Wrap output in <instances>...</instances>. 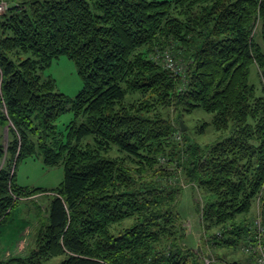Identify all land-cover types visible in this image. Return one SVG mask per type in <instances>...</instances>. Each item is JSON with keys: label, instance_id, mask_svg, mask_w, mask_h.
<instances>
[{"label": "trees", "instance_id": "1", "mask_svg": "<svg viewBox=\"0 0 264 264\" xmlns=\"http://www.w3.org/2000/svg\"><path fill=\"white\" fill-rule=\"evenodd\" d=\"M62 56L84 82L74 98L43 76ZM168 58L183 71L166 67ZM253 66L264 83V0L11 7L0 16V129L10 132L8 148L0 143V233L20 198L56 195L33 249L0 264H257L256 255L227 253L256 243L252 213L264 202V91L251 82ZM196 109L214 114L222 135L213 145L181 130ZM32 158L64 166L63 182L19 184V165ZM182 178L202 194L207 255L184 245ZM261 212L264 226V204Z\"/></svg>", "mask_w": 264, "mask_h": 264}, {"label": "rangeland", "instance_id": "2", "mask_svg": "<svg viewBox=\"0 0 264 264\" xmlns=\"http://www.w3.org/2000/svg\"><path fill=\"white\" fill-rule=\"evenodd\" d=\"M8 10L21 3L23 0H7ZM0 15V16H2ZM260 25L256 27L255 33L258 35ZM259 41L261 39L258 37ZM175 62L179 67L183 63ZM166 66V65H165ZM44 77L52 76L57 83V90L74 98L84 87V82L78 72V68L73 60L67 56H62L55 60L53 65L43 72ZM251 82L256 86L257 93L260 95L264 91V83L260 77L259 69L256 66L251 70ZM214 114L196 109L192 113H185L183 122L186 126L185 136L194 143L202 147H207L216 143L221 137L213 124ZM74 119V114L68 112L61 117L58 122L59 129L64 131L66 126ZM232 128L228 132V135ZM10 132L6 127L0 129V143L5 149L9 146ZM177 138L181 139L178 135ZM183 138V136H182ZM4 164V163H2ZM18 183L28 188H46L52 190L58 187L65 178L64 166L47 167L40 158H32L23 161L18 168ZM182 178V193L178 198V211L182 217L183 234L185 235L184 245L204 252L205 255L210 251L204 240V233L201 225V218L198 206L203 205V198L200 190L191 184H187ZM176 183V180H174ZM56 195L49 191L33 195L27 198H20L18 206L12 213L10 223L4 227L0 233V257L9 258L14 255H26L34 247L41 220L47 215V205L49 200ZM264 202L259 199L253 211L254 220L258 213H262ZM228 259L245 261L248 253L244 249L227 251ZM64 257L51 259L47 264H60ZM207 259V258H206ZM211 263L210 259H207ZM206 262V261H205ZM207 264V262H206Z\"/></svg>", "mask_w": 264, "mask_h": 264}, {"label": "built area", "instance_id": "3", "mask_svg": "<svg viewBox=\"0 0 264 264\" xmlns=\"http://www.w3.org/2000/svg\"><path fill=\"white\" fill-rule=\"evenodd\" d=\"M8 10V1L7 0H0V15L4 14ZM166 67L171 68L172 70L176 71L177 67L175 63H173L171 58L165 62ZM178 71H183L182 67H178ZM261 214L257 216L255 221L254 231H257L256 243L253 244L249 242L250 245L245 247L244 250L248 254L256 255V262L257 264H264V226L262 223ZM207 264H210L206 259Z\"/></svg>", "mask_w": 264, "mask_h": 264}, {"label": "water", "instance_id": "4", "mask_svg": "<svg viewBox=\"0 0 264 264\" xmlns=\"http://www.w3.org/2000/svg\"><path fill=\"white\" fill-rule=\"evenodd\" d=\"M181 130H182L183 132L186 131V126H185V124H184L183 121H181Z\"/></svg>", "mask_w": 264, "mask_h": 264}]
</instances>
